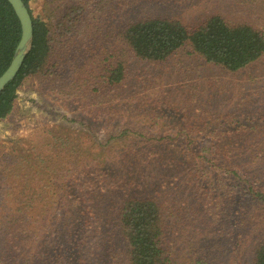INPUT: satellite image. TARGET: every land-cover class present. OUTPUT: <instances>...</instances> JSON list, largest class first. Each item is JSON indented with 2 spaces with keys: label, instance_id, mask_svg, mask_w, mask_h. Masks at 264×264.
<instances>
[{
  "label": "trees",
  "instance_id": "16d2710c",
  "mask_svg": "<svg viewBox=\"0 0 264 264\" xmlns=\"http://www.w3.org/2000/svg\"><path fill=\"white\" fill-rule=\"evenodd\" d=\"M23 2L32 16L33 41L18 75L0 94V119L11 113L16 92L28 78L39 80L59 101L84 106V115L100 121L111 118L110 109L118 101L127 112L137 109L139 83L129 81L134 61L163 63L186 45L229 73L264 58L262 31L246 23L230 24L217 15L194 29L169 18H147L104 33V17L98 16L99 9L94 11L97 4L92 1L55 3L49 23L33 16L30 0ZM20 37L12 6L0 0V76L14 58ZM241 135L237 132L235 138ZM51 138L57 140L53 134ZM243 144L216 141L195 153L187 140L181 155L188 183L182 189H189V197L202 204L186 202L183 212L193 216L188 227L198 232L211 228V236L220 235L214 244L225 242L237 259L242 254L237 253L240 243L234 244L233 234L238 231L241 239L244 230L258 233L252 264H264V162L257 163L263 168L259 172L236 167L233 157ZM65 146L69 145L61 143L55 153ZM31 158L0 157V264H181L169 238L173 226L167 212L172 209L166 211L160 187L133 183L142 162L134 161L126 174L124 160L90 166L89 159L77 157ZM216 166L233 185L224 184L223 177L216 184L207 180L209 169ZM44 177L64 183L65 189L47 188ZM120 194L118 202L115 195ZM116 243L122 248L118 255ZM187 262L209 263L208 257L196 254Z\"/></svg>",
  "mask_w": 264,
  "mask_h": 264
},
{
  "label": "rangeland",
  "instance_id": "374dc122",
  "mask_svg": "<svg viewBox=\"0 0 264 264\" xmlns=\"http://www.w3.org/2000/svg\"><path fill=\"white\" fill-rule=\"evenodd\" d=\"M65 1L30 0L29 6L35 18L49 23L54 4ZM85 1L97 4L94 11L99 9L98 16L104 17V33L119 30L123 23L147 18H169L194 29L214 15L230 24L246 23L264 33V0ZM131 71L129 81L139 83L137 96H134L137 109L127 112L118 101L110 109L111 118L100 121H91L84 115V106L59 101L39 80L26 79L16 92L11 113L0 119V157H42L44 160L46 157H77L80 161L89 159L90 166L91 163L109 161L112 164L124 160L126 174L130 164L142 162L140 174L133 178V183L160 187L158 195L166 211L172 209L170 214L167 212L173 226L169 238L181 264H189L187 259L195 254L208 257V264H252V248L258 243L254 235L259 236L258 233L244 230L241 239L238 231L233 234L234 244L238 240L240 243L237 253L242 254L241 259H237L225 242L214 244L220 235L211 236V228L198 232L187 226L193 216L188 217L183 212L186 202L202 203L189 197V189L188 192L182 189L188 180L181 151L188 139L195 153H201L204 146L210 147L216 141L240 142L245 147L234 154L235 166L249 173L263 171L257 163L264 162L261 158L264 157V58L241 72L229 73L207 63L186 45L163 63L134 61ZM77 89L76 95H80V87ZM123 132L125 134L121 135ZM237 132L243 135L235 138ZM51 134L57 140H53ZM214 134L218 135L216 140ZM126 136L131 139L125 141ZM54 143L57 144L53 148ZM61 143L69 146L55 153ZM124 152H128L129 157H124ZM223 171L218 166L210 168L207 180L216 184L218 178L223 177ZM44 179L45 183L49 182L48 178ZM223 180L224 184H231L226 178ZM64 186L50 179L47 188L58 192L63 191ZM115 197L120 202L123 195ZM120 250L116 243L114 252L118 255Z\"/></svg>",
  "mask_w": 264,
  "mask_h": 264
},
{
  "label": "water",
  "instance_id": "95a60500",
  "mask_svg": "<svg viewBox=\"0 0 264 264\" xmlns=\"http://www.w3.org/2000/svg\"><path fill=\"white\" fill-rule=\"evenodd\" d=\"M12 6L21 25V37L16 48L15 56L5 72L0 76V94L12 82L25 61L33 41V21L29 9L23 0H7Z\"/></svg>",
  "mask_w": 264,
  "mask_h": 264
}]
</instances>
